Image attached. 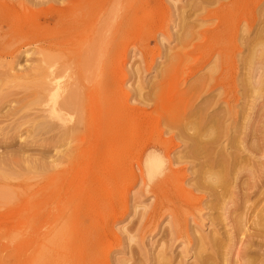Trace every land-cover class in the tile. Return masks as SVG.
Returning <instances> with one entry per match:
<instances>
[{"label": "rangeland", "instance_id": "1", "mask_svg": "<svg viewBox=\"0 0 264 264\" xmlns=\"http://www.w3.org/2000/svg\"><path fill=\"white\" fill-rule=\"evenodd\" d=\"M31 1L44 4L33 6L26 0L28 11H18L14 16L43 18L50 13L49 26L63 30L58 16L49 11L50 7L59 8L63 14L75 16L77 23L71 27L78 37L93 40L99 36L115 48L102 55L103 49L91 43L93 56L101 54L105 64L100 68L91 63L84 68L74 64L59 72L58 84L64 87L59 104L67 102L65 98L71 97L73 90L77 97L74 111L66 103L59 106L65 120L60 123L62 131L76 128L70 140L58 141L59 149L49 146L47 133L36 137L40 142L24 128L12 140L0 136V158L16 154L40 164L36 170H29V165L9 180L16 187L12 190L11 212L0 213V264L9 253L10 264H154L157 256L171 251L182 253L175 261L191 263L193 252L185 255L183 251L195 243L196 236L220 229L222 222L214 193L208 195L209 191L196 186L201 178L198 161L190 157L187 141L177 136L178 129L185 126L188 136L200 124L207 130L213 125L216 129L224 116L230 133L236 137L248 135L246 146L256 156L255 163L261 159L257 162L261 164H253L251 169L259 177L242 172L239 181L250 180L251 176L264 185V90L248 89L249 78L256 75L261 64L243 62L248 54L240 42L247 41L246 35L249 40L264 36V0H246L244 5L239 2L237 13H230L226 24L236 48L232 53L226 50L229 54L223 58L202 35L217 27L219 14L215 11L229 0H141L144 3L135 13L140 26L137 29L128 18L137 0ZM124 15L119 23V16ZM79 48L70 46L68 51L77 52ZM198 49L201 51L196 52ZM191 52L196 53L193 56ZM256 52L253 55L258 56ZM97 72L102 75L101 81L94 80ZM61 98L65 101L60 102ZM8 110L9 106H4L0 115ZM208 122L213 123L208 127ZM192 124L196 126L194 131ZM220 144L224 146L225 142ZM155 198L162 201L163 212L150 225L147 218ZM117 201L120 205L116 207ZM168 209H172L175 220ZM7 218L10 226L5 225ZM7 226L13 236L4 250L1 234ZM260 254L252 257L264 264V250ZM97 256L100 261L95 260Z\"/></svg>", "mask_w": 264, "mask_h": 264}, {"label": "bare ground", "instance_id": "2", "mask_svg": "<svg viewBox=\"0 0 264 264\" xmlns=\"http://www.w3.org/2000/svg\"><path fill=\"white\" fill-rule=\"evenodd\" d=\"M25 1L26 0H23V1H20V0L5 1L4 0L2 2L0 1V112L4 106L5 107L6 105L9 106V110L6 111L5 114L0 115V136H2L3 139L5 138L10 139L14 135L13 137L15 138V135L18 134L23 128H24L23 131L25 130L24 132L30 134L33 140H37L36 137L39 136L40 138L41 136H44L45 133H47V135L50 136V138L48 137L49 146L51 145L53 148L59 149L60 147L58 146L60 145L58 141L64 138L70 140V137L72 138L73 136H75L74 130H76V128L73 130L71 127H69L70 128L69 130L65 132L62 131V129L60 128V123L62 122L63 119L60 116L61 109H59V106L66 103L65 105H67V108L68 106L69 107L71 106L74 111V106H75L74 101L76 104L75 99L77 98L75 97L76 91L73 90L72 92H70V95L72 93L71 97L67 96L65 98V100L67 99L66 100L67 102L62 103L61 105L59 104L60 96L63 93L62 88H64V87L61 88V86L58 84L59 72L61 71V69L68 68L70 66H73L74 64L75 65L78 64L79 66H81L82 64L83 65L82 68H84V67H87L88 64L91 63V64L97 65V67L100 68L103 64H105V61H106L104 56H102L104 55L105 50H108L111 47L114 49L115 46L113 45V43L112 45H110L108 42L102 41L103 39L99 36H97V38L93 36L95 38L93 40L91 38L90 40H87V39H83L82 37L81 38L78 37L74 29L75 27L74 28L71 27V25L77 23L75 16L66 14L65 12H64L65 14H63V10L59 8L53 9L52 7H50L51 10L49 11L50 12L53 11V13L58 16L59 20L63 23V27H64L63 30L58 27L49 26V23L52 21V17H50V13L46 14V16H44L43 18H34V17L24 18L25 16L15 17L14 15L18 11L20 12L28 11L27 10L28 7L24 5ZM27 1L28 3H31L33 6L44 4V3L35 4L31 0H27ZM244 1L246 0H229L227 4L221 3L220 5H218L219 9L215 11L217 14H219L218 15L219 17H217L218 19L217 27L215 29H212V31H210L211 30L210 29L209 32H205V33L203 32L204 35L202 36L206 38V39L204 38L205 41L207 40V43H209L210 45L212 44L217 49L219 57H222V58L226 57V54L228 52L231 51L232 53L234 52L236 48V44L234 45V42L230 41L232 40L231 39L232 32L230 31V28L228 27L229 25L226 24L228 23L226 20L228 16L230 15V13H231V16L237 13L236 8L238 6V3L241 2L243 4ZM143 3L144 1L142 2L141 0H137L133 6L132 12L129 14V17H128L131 19L132 26L135 27V29H137L136 27H138L137 25L139 22L135 13L142 7ZM124 18H125V15L119 16L118 22L120 23L122 20L124 21ZM182 18L184 21L183 16L181 17V19ZM185 19H186V16H185ZM114 22L115 21H113V23ZM104 24L102 25L104 26ZM102 25L100 24V26ZM250 26L251 25L249 24L247 28L249 31L252 29ZM94 28L96 30V27ZM233 28L231 30H234ZM227 30L229 31V33L227 32ZM191 31H192V28H191ZM255 38L260 41L256 42ZM255 38L249 40L248 35H246L247 41L242 40L240 42L245 46L246 48L245 51H247V54H248L247 60L243 62L244 63L247 62L249 65L250 62L253 60L254 65L256 63L255 61L261 64V67L259 68L256 67L255 69H252V70H256L258 68L255 71L256 75L251 76V78H249L248 80L249 81L248 89H250L253 92L254 90L255 92H258V90L262 92L261 90H264V36L259 37V35H257ZM91 43H94V45L98 44V46L101 49H103L102 55L100 54L97 57L93 56L92 54L93 44ZM183 44L185 46V42H183ZM199 44L201 46V43ZM75 45L77 46L79 45L80 50L77 52L69 53L71 51H68L69 50L68 48L70 46H75ZM188 45H191V44H188ZM204 46H207V45L205 44ZM242 49H244V47H242ZM199 50L200 49H198V51L196 52H199ZM226 50H228V52H226ZM97 51L99 50L97 49ZM256 51L259 52L258 56L257 54L253 55L255 54ZM212 52H213V49H212ZM187 53H189V51H187ZM191 53L194 56L195 53L194 52H191ZM255 57H257V60H255L256 59ZM174 60L176 59L174 58ZM180 62H184V61L180 60ZM172 64L174 65V63ZM222 64L223 63L221 62V66H223ZM219 68H220V65H219ZM82 71H83L82 75H85V72H84L85 70L83 69ZM87 78L86 76H84V82L87 80ZM101 79H102L101 73L97 72L94 77V80L101 81ZM61 99L62 100L60 102L65 101L63 98ZM63 108H66V106H64ZM222 117L218 121V126H215V128L217 127L216 129H212L214 128V125H213V127H210V129L208 128L209 130H207L204 127L202 128L200 124V127L198 126L199 128L197 129L195 128L196 131H194V127H196L195 126L196 120H195L194 127L192 124L194 134L192 133L191 136L187 135L185 126H184L185 128L180 127L177 131V136L179 135L178 137H182L183 140L185 139L187 141L186 148L190 150L189 152L190 157L191 158L193 157L194 160L196 159L198 161L201 178H200V181L197 182L198 184H196V186L197 188H201L207 191V193L209 191L208 195L211 192L214 193L212 194V196L215 195L218 201L216 203L218 204L216 207L220 211L219 218H220V221L222 222V223L220 222L222 224L220 229L213 228L214 230L210 231L209 233L210 235H207V236L199 235L198 237L196 236L195 243L191 247H188L187 250L185 249V251H183V254L186 255L190 251L193 252L192 261L189 264H261L262 260L259 261L257 257L254 258L252 256L253 255L259 256V253L262 252L263 254V250H264L263 249L264 248V241H263L264 240V192L262 191V188L264 187V185L260 180L254 179L251 176H250V180L248 179L249 181L247 180L242 183L239 181V176L241 175L242 172H247L248 174L252 173V175L255 174L256 176L258 174L257 170H256L257 173L251 172V169H254L252 165L257 164L258 160L260 161L261 159L259 158L257 162L255 163L256 156H254V154L252 153L251 148L246 146L247 144L246 138L248 135L247 136L241 135V137H236L234 133H230V129L224 125V116ZM203 121H201V123ZM210 121H212V119ZM213 122L215 123V121ZM257 122H259V120ZM211 123L208 124V127L210 126ZM65 125L67 126L66 122H65ZM204 125H206V123ZM117 126H115V128ZM75 127L77 126L75 125ZM260 127H263V125ZM121 129L122 127L120 126V129L118 130V132H116L118 135L122 132ZM248 130H250V128H248ZM252 133L255 135L254 131ZM256 136L258 137V135ZM249 137L251 138V136ZM222 140L225 142L224 146H221L220 144V141ZM253 140L255 142V139ZM38 141L40 142V139L37 140V142ZM219 144L221 147L218 150H215V147L218 146ZM38 162L36 164L34 161L27 160V159L26 160L21 159L17 157L16 154L15 155L11 154L10 156L6 158H0V213L8 214L11 212V207H12L11 197L13 195L12 190L13 188L16 187L10 184L11 181L9 180L12 177V175H16V173L22 170H27V167H29V165L32 166V168L29 170L39 169L40 164H38ZM258 164H261V163L259 162ZM253 171L255 172V170ZM113 202H115V200ZM114 205L117 207L118 205H120V202L117 201L116 204ZM150 209H151L150 212L147 211V213L149 212L148 214L149 217L147 218V221L148 220L151 221V222L148 221L149 224L152 223V220L156 221V219L159 218L160 211L163 209L162 201L158 200V198H155L154 203L150 207ZM171 210L168 209L167 211H169L170 215L172 214L171 217L174 219L175 215H173L174 213ZM145 217H144V220H145ZM0 220L3 221L2 219ZM143 223L141 224L143 225ZM5 225L10 226V218L9 219L7 218V220L5 221ZM8 226L6 227L7 230L4 231V233H2L4 235L1 234L2 240L4 242L3 243L4 250H6L9 247L12 236H13L11 235L12 231L9 233ZM146 227L149 228V225ZM144 229L146 228L144 227ZM100 233L99 235H101ZM92 234L94 235V233ZM95 238L96 237H94L93 239ZM94 242H96V244L98 243L97 241H94ZM94 242L92 241V243ZM92 248H95V246ZM256 249L259 250V252H256L255 251ZM97 251L99 252V250ZM7 253H9V250L7 251ZM84 253H86V251ZM89 253L90 254L92 253L93 257L95 256L93 252H89ZM89 253L87 252V255ZM9 254L6 255L5 260L3 257L1 258V261L4 260L2 264H10ZM180 255H182V253L179 254L174 251L173 252L171 251L169 253L163 252L160 256H157V258H155L154 264H174V262H177L175 261L176 258L181 257ZM96 259L99 260L98 256L97 258H95V260ZM175 264H183V263L177 262Z\"/></svg>", "mask_w": 264, "mask_h": 264}]
</instances>
